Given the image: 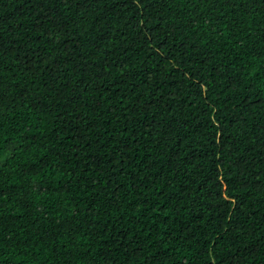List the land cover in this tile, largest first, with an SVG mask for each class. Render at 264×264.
Returning a JSON list of instances; mask_svg holds the SVG:
<instances>
[{"label": "trees", "instance_id": "16d2710c", "mask_svg": "<svg viewBox=\"0 0 264 264\" xmlns=\"http://www.w3.org/2000/svg\"><path fill=\"white\" fill-rule=\"evenodd\" d=\"M0 264H264V0H0Z\"/></svg>", "mask_w": 264, "mask_h": 264}]
</instances>
